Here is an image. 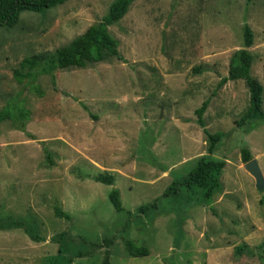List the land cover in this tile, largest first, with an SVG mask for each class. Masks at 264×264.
Instances as JSON below:
<instances>
[{
	"label": "rangeland",
	"instance_id": "rangeland-1",
	"mask_svg": "<svg viewBox=\"0 0 264 264\" xmlns=\"http://www.w3.org/2000/svg\"><path fill=\"white\" fill-rule=\"evenodd\" d=\"M113 1L66 0L0 25V107L14 96L28 113L25 131L0 123V218L46 238L0 230V264H54L45 257L57 252L50 237L62 231L66 256L87 252L71 264H101L105 249L111 264H264V189L240 160L245 145L264 177V120L236 125L249 104L242 78L218 87L246 23L264 112V0H133L108 26L122 59L58 68L55 83L52 74L16 83L12 68L23 57L67 44ZM206 99L207 130L224 133L213 156L225 165L211 197L183 183L207 153L194 114ZM104 172L111 185L93 180ZM112 188L123 211L108 197ZM126 239L148 253L131 256Z\"/></svg>",
	"mask_w": 264,
	"mask_h": 264
},
{
	"label": "trees",
	"instance_id": "trees-1",
	"mask_svg": "<svg viewBox=\"0 0 264 264\" xmlns=\"http://www.w3.org/2000/svg\"><path fill=\"white\" fill-rule=\"evenodd\" d=\"M66 0H0V25L14 26L18 23L19 15L24 10L39 12L48 7L63 3ZM133 0H114L108 7V12L97 23L88 26L81 34L71 39L65 45H53L44 51L28 54L23 57L18 64L12 68V76L16 83L21 84L24 79H30L29 84L33 82L36 76L40 74H52L56 69H64L69 67H84L90 63L100 62L109 56H115L122 59L117 49V40L109 33L108 26L119 20L128 10L129 5ZM253 44V32L248 24L243 25V44L242 47L236 49L229 59V69L226 76L220 79L218 87L227 80L242 78L245 81L249 94V104L246 111L239 119L235 121L238 127L251 124V121L256 119L264 120V112L262 110L263 88L261 83L250 74L252 65V54L248 48ZM51 80L55 83V75L52 74ZM40 93V92H39ZM212 95V94H211ZM14 99L7 101L0 107V123L10 121L15 129L25 131V122L28 120V113L24 109H17L19 105H15ZM209 99L204 100L199 107L194 110L197 123L202 127L205 137L206 154L201 155L195 165L189 170L186 179L183 181L187 186H194L202 190L205 197H211L219 187V176L225 165V160L213 156L216 152L218 143L224 133L210 132L205 126L203 114L208 106ZM87 110V106L84 105ZM15 109L16 113L13 112ZM92 118L97 115L90 112ZM47 157L49 152L46 151ZM253 157L247 146L240 147V160L242 163L247 162ZM93 180L111 185L114 182L113 175L108 172L98 173L93 176ZM173 184V183H172ZM166 191L173 189L171 185ZM174 184H179L175 182ZM108 197L117 211H123L119 192L116 188H112ZM155 206V203L150 205H140L137 210L143 211L149 207ZM54 214L56 216L70 218L67 213L59 207H55ZM10 215L0 218V230H8L11 228H22L25 233L34 241H44L46 238L40 236L18 220L11 219ZM15 221V224L7 222ZM66 234L62 231L50 237L51 242L58 243L57 252L53 255H48L45 260L54 262V264H71L73 257H80L87 254L86 251L78 250L72 256H66L67 245L63 244ZM111 243L110 238H103V244ZM98 244L93 243L92 248ZM124 246L128 254L131 256H141L148 253L144 245H136L132 240L126 239ZM264 247V239L259 245ZM236 253H239L241 246L234 248ZM101 264H111L109 259V250L105 249Z\"/></svg>",
	"mask_w": 264,
	"mask_h": 264
},
{
	"label": "water",
	"instance_id": "water-1",
	"mask_svg": "<svg viewBox=\"0 0 264 264\" xmlns=\"http://www.w3.org/2000/svg\"><path fill=\"white\" fill-rule=\"evenodd\" d=\"M243 166L254 177L255 187L258 190L264 189V177L257 163L256 158L252 157L250 160L245 162Z\"/></svg>",
	"mask_w": 264,
	"mask_h": 264
}]
</instances>
